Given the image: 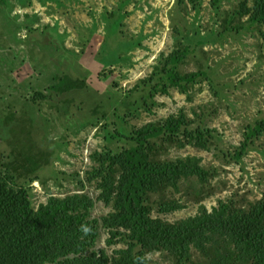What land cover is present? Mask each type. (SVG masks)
<instances>
[{
	"label": "rangeland",
	"instance_id": "rangeland-1",
	"mask_svg": "<svg viewBox=\"0 0 264 264\" xmlns=\"http://www.w3.org/2000/svg\"><path fill=\"white\" fill-rule=\"evenodd\" d=\"M243 1L251 5L0 0V170L29 187L35 208L50 195L79 191L92 197V216L101 219L111 206L98 198L97 182L87 179L97 162L93 153L133 145L113 138L116 132L129 136L145 123L182 114L191 120L189 129L211 130V141L208 149L186 142L170 156H199L216 170L215 178L211 187L183 181L203 199L178 192L182 209L154 214L175 219L195 214L200 203L211 209L218 199L263 196L264 130L242 158L231 156L242 150L248 126L264 117V21L237 13ZM175 50L182 54L177 72H204L180 82L190 85L187 92L161 71ZM67 79L82 84L68 87ZM30 158L41 163L34 172L27 171ZM108 238L100 226L96 247L111 255L125 246ZM147 257L151 264H173L160 251Z\"/></svg>",
	"mask_w": 264,
	"mask_h": 264
},
{
	"label": "trees",
	"instance_id": "trees-1",
	"mask_svg": "<svg viewBox=\"0 0 264 264\" xmlns=\"http://www.w3.org/2000/svg\"><path fill=\"white\" fill-rule=\"evenodd\" d=\"M237 13L248 15L252 22L264 21V0H251V5L243 1ZM181 56L178 50L168 55L161 71L187 92L190 85L180 82L204 72H177L175 61ZM68 81V87L82 84ZM160 90L166 92V86ZM190 122L182 114L150 121L129 136L112 135L133 145L93 153L97 162L87 171V179L97 182L98 198L111 206L101 219L92 216L95 203L85 192L50 195L35 208L29 187L9 170H0V264H151L147 254L154 251L165 253L173 264H264V195L247 202L218 199L211 209L200 203L195 214L175 219L157 215L185 206L178 192L194 196L197 202L203 199L201 190L184 189L183 181L195 179L211 187L215 178L216 170L205 167L199 156H170L171 148L186 142L209 148L211 137L206 132L211 130L201 125L189 129ZM248 129L242 150L231 155L236 160L263 132L264 117ZM29 160L27 171L34 172L41 163ZM100 226L109 233L107 243L125 246L111 255L97 248Z\"/></svg>",
	"mask_w": 264,
	"mask_h": 264
}]
</instances>
